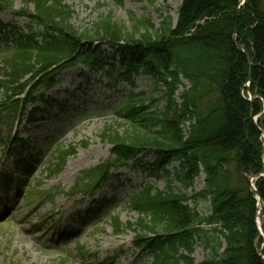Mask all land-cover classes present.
Returning <instances> with one entry per match:
<instances>
[{
	"label": "trees",
	"instance_id": "trees-1",
	"mask_svg": "<svg viewBox=\"0 0 264 264\" xmlns=\"http://www.w3.org/2000/svg\"><path fill=\"white\" fill-rule=\"evenodd\" d=\"M21 2L15 11L14 0H0V12L30 24L22 34L0 23V116L10 120L23 113L37 91L53 87L62 70L77 64L107 67L109 78L131 87L138 75L163 87L154 88L160 100L144 91L130 93L100 133L115 160L82 173L70 193H94L111 177V166L119 169L137 154H153L151 174L165 178L167 188L145 186L134 193L127 207L136 212L135 222L110 218L113 234L130 230L135 246L149 251L152 261L140 264H196L198 247L206 254L199 264H264L248 182L264 174V0H245L243 6L241 0H181L174 27L170 18L156 28L131 14L124 26L109 13L83 30L70 24L73 11L63 0ZM99 40L120 58L122 72L101 57L102 45L94 46ZM75 153L72 146L52 152L48 175L59 173ZM173 162L178 168L171 172ZM201 174L203 189L188 196L185 191L194 190ZM173 182L179 190L171 188ZM254 182L264 203V177ZM45 195L30 190L25 196L29 204ZM201 200L209 203L205 215L198 210Z\"/></svg>",
	"mask_w": 264,
	"mask_h": 264
},
{
	"label": "rangeland",
	"instance_id": "rangeland-1",
	"mask_svg": "<svg viewBox=\"0 0 264 264\" xmlns=\"http://www.w3.org/2000/svg\"><path fill=\"white\" fill-rule=\"evenodd\" d=\"M122 1V5H117L113 0H63L73 11L70 24L79 30L91 29L101 15L109 13L116 23L124 26H129L130 14L137 19L150 20L156 28L164 18H170L174 24L181 4V0H153L152 3L146 0ZM22 6L21 0H14L15 11ZM0 22L26 30L27 21L14 17L10 12H0ZM97 45H102L101 57L121 69L120 59L104 41L99 40L94 44L95 47ZM134 84L135 87L131 89L124 83L108 80L102 70L84 69L82 66L63 71L58 77L57 86L44 94L46 103L41 107L38 121L26 125V116H23L16 124L15 130L28 143V149L20 157L11 154L10 159L3 162L2 174L9 175L12 172L17 158H30L34 168L27 173L30 188L41 184L40 190L45 192L56 189L68 191L81 172L112 158L111 146L100 138V133L116 119V109L126 102L131 90L144 91L160 100V94L154 88L163 90V87L154 84L149 77L137 76ZM184 84L187 85L186 82ZM163 105L164 101H160L157 107L160 109ZM0 129L1 135H6L4 123H0ZM83 142L87 146H83ZM69 145L76 148L75 155L68 157L61 173L49 177L43 164L57 147L66 148ZM3 149L0 144V154ZM153 162L152 156L138 157L137 163H129L126 169L115 173L116 178L108 182L94 198L80 195L67 197L55 192L32 205L14 193L8 203L0 201V264H59L65 257V264L150 262V254L134 246L132 232L126 231L119 237L112 235L108 218L118 216L122 223L135 222L137 214L124 207L133 192L145 185L156 190L167 188L165 178L154 179L150 176ZM29 165L28 161L26 166ZM177 168L178 164L173 163L169 170L172 172ZM203 187L204 176L201 175L195 181L194 190L185 193L190 196ZM171 188L177 191L180 185L173 182ZM0 195L4 196L5 190H1ZM12 205L17 207L16 210L11 211ZM208 208L209 203L201 200L198 207L200 213L205 215ZM6 211L10 214L8 218L4 215ZM43 217L52 224V229L41 226L45 220ZM64 231L70 232L72 236H64ZM77 246L83 247L82 253L79 254ZM192 257L199 264L206 254L198 247Z\"/></svg>",
	"mask_w": 264,
	"mask_h": 264
},
{
	"label": "water",
	"instance_id": "water-1",
	"mask_svg": "<svg viewBox=\"0 0 264 264\" xmlns=\"http://www.w3.org/2000/svg\"><path fill=\"white\" fill-rule=\"evenodd\" d=\"M242 51H244L243 47H242ZM251 181H252V179H249L250 183H252ZM251 189L254 192V194L256 196V199H257V202H258V208H259V211L257 213L258 228H259V231H260V233H261V235L263 236V239H264V231H263L264 203H263L261 197L259 196L258 192L256 191V189H254V185L253 184H251ZM262 259H263V262H264V256H262Z\"/></svg>",
	"mask_w": 264,
	"mask_h": 264
}]
</instances>
